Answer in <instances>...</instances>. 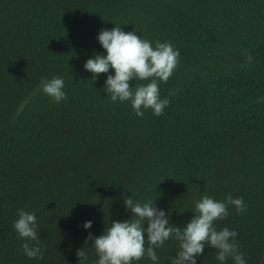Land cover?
Wrapping results in <instances>:
<instances>
[{
	"label": "trees",
	"instance_id": "obj_1",
	"mask_svg": "<svg viewBox=\"0 0 264 264\" xmlns=\"http://www.w3.org/2000/svg\"><path fill=\"white\" fill-rule=\"evenodd\" d=\"M116 26L179 51L158 81L162 115L113 102V69L95 80L85 69ZM53 77L59 104L40 89ZM122 194L154 201L180 228L203 196L242 197L246 210L229 205L215 226L238 233L246 264H264V0H0V264H97L89 233L131 219ZM20 209L37 217L43 259L23 254ZM178 251L170 238L156 262L133 264H171ZM217 254L206 245L197 264H220Z\"/></svg>",
	"mask_w": 264,
	"mask_h": 264
},
{
	"label": "clouds",
	"instance_id": "obj_2",
	"mask_svg": "<svg viewBox=\"0 0 264 264\" xmlns=\"http://www.w3.org/2000/svg\"><path fill=\"white\" fill-rule=\"evenodd\" d=\"M98 40L107 55L97 54L86 61L84 67L93 74L92 79L113 69L115 75H108L104 85V91L113 102L130 101L138 117L144 115V109H151L156 116L162 115L169 100L160 98L158 81L166 83L173 75L179 62V51L170 42H157L154 49L150 41L137 36L135 31L125 33L117 26L111 30L102 29ZM252 59L251 55L247 56L249 62ZM134 79H150L151 82L138 85L133 92L129 81ZM40 89L57 104L67 99L61 77L41 78ZM123 199L125 210L132 213L131 219L111 222V227L99 237L89 233L99 257L97 264H133L145 255L156 262L157 249L170 238L179 241V251L170 259L171 264H197V257L203 254L206 245L217 250L216 259L220 264H225L229 257L234 264H246L236 242L238 233L227 227L218 231L215 226L216 222L229 215V205L234 206L237 213L246 210L242 197L234 199L228 196L226 202H220L203 196L191 209L195 215L184 228L171 226L166 213L155 206L154 201L141 204L134 201L131 195L123 196ZM83 227L90 229L92 221L85 222ZM14 229L24 241L23 254L43 259L44 249L38 246L40 233L35 213L18 210ZM34 241L36 244H33ZM76 255L79 260L87 259L84 248L78 249Z\"/></svg>",
	"mask_w": 264,
	"mask_h": 264
}]
</instances>
